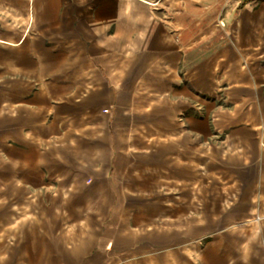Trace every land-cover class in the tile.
Returning a JSON list of instances; mask_svg holds the SVG:
<instances>
[{
	"label": "crops",
	"instance_id": "obj_1",
	"mask_svg": "<svg viewBox=\"0 0 264 264\" xmlns=\"http://www.w3.org/2000/svg\"><path fill=\"white\" fill-rule=\"evenodd\" d=\"M176 1L0 0V264H264V0Z\"/></svg>",
	"mask_w": 264,
	"mask_h": 264
},
{
	"label": "rangeland",
	"instance_id": "obj_2",
	"mask_svg": "<svg viewBox=\"0 0 264 264\" xmlns=\"http://www.w3.org/2000/svg\"><path fill=\"white\" fill-rule=\"evenodd\" d=\"M215 0H177L182 6L181 15L198 14L200 12V4L213 3ZM199 5V6H198Z\"/></svg>",
	"mask_w": 264,
	"mask_h": 264
},
{
	"label": "bare ground",
	"instance_id": "obj_3",
	"mask_svg": "<svg viewBox=\"0 0 264 264\" xmlns=\"http://www.w3.org/2000/svg\"><path fill=\"white\" fill-rule=\"evenodd\" d=\"M127 72V71H126ZM123 73L122 75H126L127 73ZM142 76V75H140ZM152 85H156L154 84V82L152 83ZM157 85H161V83H158ZM123 103L120 102L119 103V114H118V120H122L124 118V115H123ZM253 114V108L250 106L248 109H245L244 106H241L239 107V109H237L235 112H234V116H236L238 119L242 118V116H251ZM251 199L250 197H248V199L245 201L247 202L248 204L250 203Z\"/></svg>",
	"mask_w": 264,
	"mask_h": 264
}]
</instances>
